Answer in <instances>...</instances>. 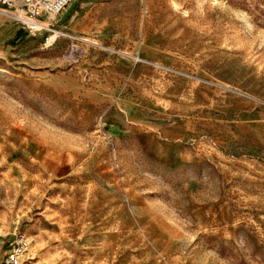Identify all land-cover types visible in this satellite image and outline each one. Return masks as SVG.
Listing matches in <instances>:
<instances>
[{"label": "rangeland", "instance_id": "374dc122", "mask_svg": "<svg viewBox=\"0 0 264 264\" xmlns=\"http://www.w3.org/2000/svg\"><path fill=\"white\" fill-rule=\"evenodd\" d=\"M18 25L0 240L27 234L21 264H264V0H71Z\"/></svg>", "mask_w": 264, "mask_h": 264}, {"label": "built area", "instance_id": "2783aa9c", "mask_svg": "<svg viewBox=\"0 0 264 264\" xmlns=\"http://www.w3.org/2000/svg\"><path fill=\"white\" fill-rule=\"evenodd\" d=\"M70 3L71 0H0V12L11 16L31 32L41 31L37 30L39 26L50 31L53 29L49 25ZM28 243L27 234L18 232L15 240L10 243L12 248L7 252L4 264H21Z\"/></svg>", "mask_w": 264, "mask_h": 264}, {"label": "crops", "instance_id": "0c3cea01", "mask_svg": "<svg viewBox=\"0 0 264 264\" xmlns=\"http://www.w3.org/2000/svg\"><path fill=\"white\" fill-rule=\"evenodd\" d=\"M6 17L4 13L0 12V35H5V34H9L11 31H15L17 29L18 25L17 23H12V22H8L6 21ZM19 27H21L20 25H18ZM9 245L6 244V241L0 240V264H4V259L5 256L7 254Z\"/></svg>", "mask_w": 264, "mask_h": 264}, {"label": "bare ground", "instance_id": "6f19581e", "mask_svg": "<svg viewBox=\"0 0 264 264\" xmlns=\"http://www.w3.org/2000/svg\"><path fill=\"white\" fill-rule=\"evenodd\" d=\"M45 25V24H44ZM50 27H51V25H49ZM45 27H43V26H39V27H37V30H43Z\"/></svg>", "mask_w": 264, "mask_h": 264}]
</instances>
